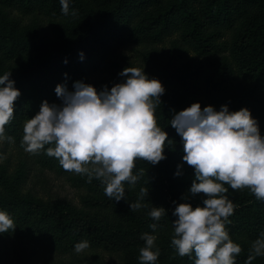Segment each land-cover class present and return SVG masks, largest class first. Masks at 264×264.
<instances>
[{"label": "trees", "instance_id": "16d2710c", "mask_svg": "<svg viewBox=\"0 0 264 264\" xmlns=\"http://www.w3.org/2000/svg\"><path fill=\"white\" fill-rule=\"evenodd\" d=\"M149 41L188 47L198 61L172 68L155 48L140 52L134 62L118 61L125 47ZM128 66L144 67L149 78L162 82L165 91L154 115L172 140L165 143L160 166L136 160L133 173L139 178L134 185L148 192H141L138 200L144 206L134 210L129 203L137 199L127 191L132 184L125 182L127 198L115 201L95 177L89 181L86 174L63 169L46 151L30 154L21 145L24 124L38 113L42 102L61 101L55 92L57 84L73 90L74 82L83 80L98 91L105 85L110 89L126 79L119 73ZM5 72H11L9 78L21 94L14 101V118L5 126L13 141L4 140L5 147L14 144L19 149V162L14 171L7 160L0 163V209L16 225L0 234V264H14L10 249L16 247L23 255L27 248L31 252L38 248L56 257L59 264H141L138 256L145 232L161 235L163 245L157 246L156 262L160 264L176 252L165 235H174L177 204L202 206L205 198L204 193L189 191L194 169L183 161L182 138L169 124L184 99L174 97L169 87L185 89L201 108L206 106L201 98L216 110L225 104L230 111L247 107L264 135V0H69L67 15L61 11L60 0H0V75ZM106 72L110 79L101 77ZM181 162L185 164L176 175ZM36 165L57 169L79 191L78 206L68 202L54 206L23 194ZM225 186L229 189L225 195L236 205L225 227L242 248L235 264H246L252 242L264 233V200H257L247 188ZM179 192L185 193L183 198ZM153 206L166 209L158 221L148 215ZM31 216L49 220L52 232L27 226ZM152 223L156 229L150 227ZM82 240L89 241V247L78 253L74 246ZM180 259L194 264L195 256ZM27 262L25 256L16 259V264ZM248 264L264 263L256 256Z\"/></svg>", "mask_w": 264, "mask_h": 264}, {"label": "clouds", "instance_id": "9594fccd", "mask_svg": "<svg viewBox=\"0 0 264 264\" xmlns=\"http://www.w3.org/2000/svg\"><path fill=\"white\" fill-rule=\"evenodd\" d=\"M60 4L67 15L69 0ZM10 75H0V141L12 142L5 126L14 118V101L21 93ZM119 75L126 79L100 91L83 80L75 81L73 90L57 84L55 92L62 103L43 101L38 113L25 122L21 140L26 152L44 150L66 171L100 180L105 194L115 201L125 199V182L134 185L138 180L133 173L136 160L156 164L165 158L166 141L172 142L154 115L165 91L162 82L149 78L144 67L128 66ZM170 124L182 138L183 161L194 169L189 191L205 194L202 206L177 204L171 244L180 256L191 259L194 254V264H235L242 248L225 227L236 207L225 195L229 190L225 185L247 188L257 200H264V135L259 124L247 107L230 111L225 104L216 110L212 105L201 108L199 102L176 112ZM177 168L175 174L180 175L182 165ZM129 204L132 210L144 206L139 200ZM165 213L163 206H153L148 215L158 221ZM15 227L9 213L0 209V234ZM150 227L156 229L157 224ZM141 239L145 244L139 261L156 264L160 255L156 235L145 232ZM88 247L89 241L82 240L74 250L79 253ZM256 256H264V233L252 242L246 264Z\"/></svg>", "mask_w": 264, "mask_h": 264}, {"label": "rangeland", "instance_id": "374dc122", "mask_svg": "<svg viewBox=\"0 0 264 264\" xmlns=\"http://www.w3.org/2000/svg\"><path fill=\"white\" fill-rule=\"evenodd\" d=\"M88 1V0H87ZM157 49L162 56L163 60L169 59L171 62L172 68H181L183 65L189 61L194 60L196 63L198 61V57L195 55V53L188 47H175L171 41H167L165 43H155L152 41H149L147 44L139 45V46H127L123 49L121 56L119 57L118 61L120 63L126 62V61H132L138 60V54L140 52H145L150 49ZM127 57L126 60L124 58ZM236 70V69H235ZM101 77H107L110 79V76L108 72L104 73ZM236 79L238 82H242V78L239 75H236ZM170 92L174 97L182 96L184 99V104L181 109H177L176 112H179L180 110L190 106L193 103V96L186 91L185 89H182L180 87L170 86L169 87ZM201 100L207 104V100L204 98H201ZM62 103V101H59L58 104ZM171 122V121H170ZM169 122V124H170ZM171 129H175L171 125ZM18 148L14 146V144H9L7 147H5L4 140L0 141V154H3V157L0 158V163L4 162L5 160L8 161V164L11 166L13 171L17 167V163L19 162V154H18ZM141 162H145L151 167H158L160 166L164 159L159 161L156 164H151L150 162L144 160V159H137ZM185 164V162H181L180 165ZM128 194L134 193L136 199L138 200L140 197L141 192L136 188L135 185H130L127 188ZM23 194L30 193V195L34 199H40L44 203H48L54 206L61 205L63 203H70L73 205L78 206V197H79V191L72 187L70 183H68L63 176H61L57 169H48L41 166H34L31 170L28 183L22 192ZM185 195L184 192H179V198H183ZM127 198V197H125ZM26 225L38 228L42 231L51 230V224L49 220H39L35 216H31L28 219H26ZM169 241H171V236L166 233L165 235ZM156 240V246L161 247L163 245L161 235H157ZM12 251V257L11 261L16 264V259L19 256H25L28 259V264H59L60 262L56 257H52L49 254H45L40 249H36L35 251L30 250V248H27L26 252H24V255L21 253L22 251L16 247L10 249ZM260 259L264 263V256H260ZM167 262H170L171 264H183V260L180 259V255H178L176 252L165 256L160 264H167Z\"/></svg>", "mask_w": 264, "mask_h": 264}]
</instances>
